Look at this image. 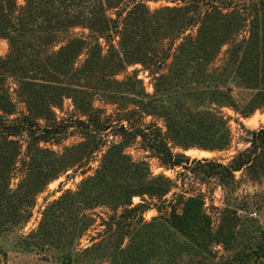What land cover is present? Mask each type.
Here are the masks:
<instances>
[{"label": "rangeland", "instance_id": "obj_1", "mask_svg": "<svg viewBox=\"0 0 264 264\" xmlns=\"http://www.w3.org/2000/svg\"><path fill=\"white\" fill-rule=\"evenodd\" d=\"M16 1L19 7L26 4V0ZM95 1L56 0V7L48 6L51 13L46 15L53 18L76 15L70 11L71 13L65 16L67 3L77 4V8L71 10L81 9L87 13ZM121 1L119 8L106 6L104 14L120 21L131 5L130 0ZM145 3L150 12L165 7L188 5L190 8L186 10L185 16L196 17L191 24L184 23V26L172 27L169 36L156 42L158 48L155 53L159 57L168 55L158 66L133 62L116 74L105 70L101 72L98 69L88 72L82 69L86 58V55L82 54L63 66L52 67L48 64L44 68H38L35 63L20 70L9 63L2 71L1 86L15 103L13 117L28 114V99L34 96L38 97V101L37 105L32 107L33 110L37 109L31 114L32 117L41 126L61 123L62 131L55 138L38 141L39 147L51 151L49 155L58 161V164L70 158L78 144L89 140L86 129L77 124L78 119L86 120L91 113H95L110 123L111 127L97 133V141L101 145L99 149L94 150L93 154H85L80 162L65 165L48 179L44 189L33 197L32 203L19 206L24 219L16 225H9L0 230V264H264V146L256 149L259 156L255 160V167L235 171L234 183H226L220 181L217 176L192 173L190 169L181 166L168 167L144 148L138 138L126 147V151L134 160L146 161L153 174H164L174 181V187L168 194L153 198L150 200V208L142 215L138 213L135 217L126 218V224L123 222L120 225H115L112 217L122 214L126 208L125 204L114 206L109 201L91 205L57 204L66 192L76 195L81 181L95 174L108 146L121 141L119 128L129 110L133 111L132 116L140 122L161 128L168 133V145L174 151L183 152L190 157L189 167L194 166L193 159L204 158L228 164L238 153L253 148V144L262 145L263 104L244 113L241 106L234 107L227 100H214L216 85L219 90L231 95L237 103L243 98L249 101L262 86L260 84L259 87L253 88L254 85H238L233 67L222 73L230 43L222 46L208 67L214 75L210 80L202 81L203 83H187L185 79L174 81L167 86V90L156 91L154 87V71L173 75L171 63L174 54L188 36L198 33L199 15L215 7L223 12L239 11L245 15L251 13L252 8L260 9L259 0H145ZM81 10L79 12L82 15ZM38 34L46 33L40 31ZM89 34V28L83 24H76L68 30L60 29L53 34L51 46L41 52L39 57L44 60V57L58 51L73 36H84L90 40ZM247 34L248 28L245 27L235 35V39H242ZM16 40L19 44L38 42V38L32 35L18 37ZM100 41L105 53L107 47L103 39ZM117 41L118 37H115L116 45ZM14 49L8 37H0V59L8 60ZM30 50L31 48L29 52ZM158 55L153 54L154 59L159 58ZM49 72L54 76L49 77ZM135 79H140L142 86L133 90L130 84ZM114 81L120 83L116 84ZM25 82L36 85L31 89ZM205 90L207 93H203ZM79 91L86 93V102L83 101L81 105L75 102V97L80 96ZM146 93L149 96H145ZM239 94L240 96H237ZM141 101H150L153 106L159 108L158 111L154 107L142 108ZM160 105H165V108H160ZM212 108H221L227 117L231 133L229 146L222 150L187 147L188 132L196 127L189 122L186 113L188 110L202 112ZM0 114L4 113L0 111ZM169 118H172L175 124V128L171 130L168 127ZM9 138L17 140L20 151L17 166L10 178V188L15 189L24 175L25 167L21 160L27 161V149L32 138L28 131ZM178 194L204 196L205 211L211 218L210 228L204 229L211 233L212 238L209 241H202L206 232H203L200 225L198 228L201 229L192 231L195 239L191 240L189 236L183 237L182 240L174 239V235L181 234L173 227L170 228L173 231L171 237L158 240L160 233L157 231H162V228L165 230L169 226L161 225L162 228L148 229L142 225L145 221L150 222L153 217L169 218L174 208L181 211ZM141 201V197H133L134 204ZM141 216L144 219L142 221ZM130 221L132 223L127 225ZM149 230L154 233L152 238H155L152 241H147L146 238ZM183 240L186 241L181 245Z\"/></svg>", "mask_w": 264, "mask_h": 264}, {"label": "trees", "instance_id": "obj_2", "mask_svg": "<svg viewBox=\"0 0 264 264\" xmlns=\"http://www.w3.org/2000/svg\"><path fill=\"white\" fill-rule=\"evenodd\" d=\"M55 1L26 0V4L19 7L16 0H0V37H8L15 47V51L8 60L0 59V111L4 113L0 114V230L22 221L24 217L19 211V206L32 203L33 197L44 189L48 179L57 174L65 165L80 162L85 154H93L94 150L99 149L101 145L97 141V133L111 127L110 123L95 113H91L86 120L78 119L77 124L86 129L89 140L78 144V147L73 149L74 152L70 153V158L58 164V161L49 155L51 151L39 147L38 141L55 138L62 131V125L54 122L41 126L32 117L31 114L37 110H33L32 107L37 105L38 101V97L34 96L28 99V114L21 117L12 116L15 114V103L10 94L1 86L2 71L7 68L8 64H13L20 70L35 63L38 68H44L48 64L58 67V65H67L85 54L82 69L88 72L98 69L101 72L105 70L116 74L133 62L158 66L168 55L159 57L155 53L158 48L156 42L169 36L172 27L184 26V23L185 25L186 23L191 24L196 18L194 15L185 16L186 10L190 8L188 5L165 7L150 12L145 0H130L131 5L120 21L104 14V8L106 6L119 8L122 4L121 0H96L87 13L81 9L74 11L77 4L67 3L65 16L71 13L70 11L75 12L76 15L53 18L46 14L51 13L48 6L56 7ZM61 1L66 2L67 0ZM259 7L260 9L252 8V12L245 15L239 11L223 12L216 7L199 15L197 17L199 18L198 33L195 36H188L174 54L171 63L173 75L154 71L155 90H167L169 84L183 79L187 83L193 81L201 83L210 80L214 75L208 67L219 54L222 46L230 43L222 73L233 67L235 68V81L238 85L245 87L254 85L253 88L259 87L260 84L262 86L249 101L243 98L245 101L241 100L237 103L230 97L231 95L219 90L216 85L214 100L220 102L227 100L234 107L241 106L244 113L254 110L259 105H264V0H259ZM80 10L83 12L82 15ZM76 24H83L89 28L90 40L84 36H73L58 51L44 57V60L40 59L41 52L51 46L55 32L60 29L68 30ZM245 27L248 28V34L242 39H235V35ZM40 31L46 34H38ZM27 35L36 36L38 42L34 44L17 43L16 38ZM115 37H118L117 45L114 43ZM101 39L107 47L105 53H103L104 46ZM153 54L158 55L159 58L154 59ZM48 76L52 77L54 74L49 72ZM215 79L217 80V77ZM114 82L120 83L119 81ZM25 83L31 89L36 85L31 82ZM130 86L136 90L138 86H142V81L135 79ZM230 90L233 91V89ZM78 93L80 96L75 97V102L81 105L86 93L84 91ZM145 96L149 94L146 93ZM141 102L144 109L148 107H154L156 111L159 109L150 101ZM159 107L163 109L165 105ZM132 114V110L127 111V117L123 120L126 123L122 122L119 128L121 141L113 142L108 146L95 174L81 181L76 195L70 192L64 193L58 200V205H91L108 201L114 206L125 204L126 208L123 213L118 217H112L113 223L120 225L123 222L126 224V218L135 217L138 213L142 215L150 208L152 204L150 200L153 198H161L168 194L174 187V181L164 174H153L146 161H136L126 151V147L138 138L141 139L144 148L168 167L181 166L190 169L192 173L217 176L220 181L226 183H234L235 171L245 167H255V160L259 156L256 149L264 146V138L261 140L262 145H257L253 140L255 143L253 148L238 153L228 164L204 158L193 159L194 166L189 167L190 157L183 152L174 151L168 145V133L161 128H154L140 122ZM186 116L189 122L196 127L188 132L187 147L198 146L202 149L222 150L229 146L231 133L227 117L221 108H212L202 112L188 110ZM174 126L173 119L169 118V129L171 130ZM23 131H28L32 138L27 149L29 157L27 161L21 160L25 167L24 175L17 187L11 189L10 178L17 166L20 151L17 140L9 137L21 134ZM134 196L141 197L142 201L134 204ZM177 197L178 203L182 206L181 211L174 208L169 218L153 217L150 222L145 221L142 224L148 229L162 228L161 225L169 226L165 230L162 228V231H157L160 233L158 240L162 237H171L173 233L171 227L176 228L181 234L174 235V239L177 240H182L183 237L188 238L187 236L190 240L195 239L192 232L195 231L194 229L203 228V232H206L207 230L204 231V229L210 228L211 218L205 211V198L202 194L190 196L178 194ZM140 218L141 221L144 220L142 216ZM131 223L130 221L127 225ZM198 225L201 228H198ZM153 234L150 230L146 233L147 241L155 238H152ZM203 237L202 241H209L212 238L211 233L208 232ZM185 241H181L180 244L183 245Z\"/></svg>", "mask_w": 264, "mask_h": 264}, {"label": "bare ground", "instance_id": "obj_3", "mask_svg": "<svg viewBox=\"0 0 264 264\" xmlns=\"http://www.w3.org/2000/svg\"><path fill=\"white\" fill-rule=\"evenodd\" d=\"M201 152L206 153L205 151H201Z\"/></svg>", "mask_w": 264, "mask_h": 264}]
</instances>
